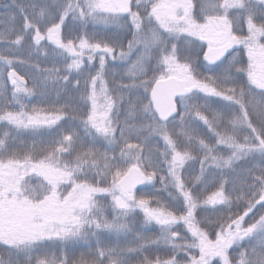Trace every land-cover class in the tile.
I'll return each instance as SVG.
<instances>
[{"label": "snow or ice", "instance_id": "6c2138e0", "mask_svg": "<svg viewBox=\"0 0 264 264\" xmlns=\"http://www.w3.org/2000/svg\"><path fill=\"white\" fill-rule=\"evenodd\" d=\"M16 8L19 25L11 15L0 31V264H132L133 255L138 264H264V0H21ZM69 20L123 21L126 34L69 39ZM189 41L206 44L196 51ZM45 45L50 68L33 60ZM108 58L127 63L130 83L106 78ZM97 60L94 75L75 81L79 101L22 104V96L47 95L49 85L69 95L70 77ZM17 67L35 73V87ZM200 124L206 138L193 127ZM25 132L49 138L28 144ZM156 137L162 151L149 147ZM157 180L167 204L137 196L138 185ZM209 187L216 190L203 195ZM198 210L223 214L209 224ZM150 224L159 226L155 239L143 233ZM105 231L133 239L107 245ZM89 238L92 251L76 258L47 247ZM161 245L169 258L145 254Z\"/></svg>", "mask_w": 264, "mask_h": 264}, {"label": "trees", "instance_id": "16d2710c", "mask_svg": "<svg viewBox=\"0 0 264 264\" xmlns=\"http://www.w3.org/2000/svg\"><path fill=\"white\" fill-rule=\"evenodd\" d=\"M193 2H196V0H193ZM66 23H67V21H66ZM94 26L97 27L100 31H103L105 33L104 35H100L101 37H104V38H108V37H112V36H116V35H120L121 37H123L126 34V32L122 30V26L120 24H118V23H109L107 25H105V24H94ZM101 29H103V30H101ZM105 29H108V31H105ZM75 31H77V30H75ZM239 34H246V32L239 33ZM129 37L130 36H128V39H129ZM202 44H206V42L198 41L195 45H190V47H194L196 51H199L200 50V45H202ZM204 50H206V47H205ZM44 53L45 52H43V55L41 56L43 58H44ZM237 53L240 54L241 52L239 51ZM241 54L243 56L244 64L246 65L247 64V52H246V49ZM133 59H135V55H133ZM116 63H120L119 59H117L115 61H112L110 58H108L107 67H109L111 65H114ZM204 63H205V66H207L206 62H204ZM41 67L42 68H50V67H47V66H41ZM56 67L63 68L62 62L57 60L56 61ZM97 68H98V60L89 63V65H86L85 66V70H84V72L81 75H79V76L73 75V76L70 77L71 84L68 86V93H69V95L71 96L72 99L79 101V97H80V93L78 91H76L75 87H74L75 81L76 80H80L81 83H83L84 79H86L88 77L89 73H91L92 75L95 74V70ZM118 70L121 73L122 69H118ZM198 70L203 72L204 71V67H198ZM17 71L21 75H23V76L28 78V75H29L28 73L29 72H28L27 68L17 67ZM61 74L65 75L67 73H64L62 71ZM111 76L113 77V79L116 82L117 78H115L114 75H111ZM244 78L246 79V75H245ZM123 79L124 78H122V81H123ZM28 80H29V78H28ZM30 82H31V84L28 83L29 84L28 87L33 88L34 85H32V79H30ZM128 82L130 83L131 81H128ZM117 84H119V83H117ZM68 99L69 98L67 97V95H64L63 91H61L59 97L55 93L53 95V97L51 98V100H43V99L39 98L38 95L36 94L34 96H22L21 102H22V104L27 106L28 110H31L33 107L47 109L51 105L56 104L57 100H59L60 104H63L65 102H67ZM79 107L81 108V110H84L82 102L79 103ZM11 110H19V108L17 106L15 108L11 109ZM179 110H181V109L179 108ZM67 127H69V125L64 124L63 122H61V130L66 129ZM193 127L197 128V130L200 132L201 136L204 137V128H203L202 124L193 125ZM72 128H73V130H75L77 132H80L81 136L83 137L84 133H83L81 127L77 126V124H73ZM3 130H4V126L2 124H0V132H2ZM22 136L23 135L21 134V137H20L21 140H23L26 143L30 144L29 141L23 139ZM44 136H45L44 140H47L49 138L47 134H44ZM204 138H206V137H204ZM131 142L136 143L137 141L133 140ZM97 146L100 147L101 145L97 144ZM149 147H155V148H158V149H160L162 151L163 148H164L163 140L161 138H159V137H156V138L153 139V141L149 145ZM220 150L222 152H224L225 154H227L225 149L221 148ZM194 155H195V153H194ZM194 163L198 164V162H194ZM32 182H33V184H36L38 182V178H34ZM102 186H106V185H102ZM148 186H149V188H147ZM148 186L144 189L145 193L147 195L158 196L161 200L164 201V203H166V204L168 203L167 199L164 197V195H167V194L163 191L162 185L159 182V180L154 182V186H153V184L152 185H148ZM139 190H142V188H139L137 191H139ZM169 190H171V189H169ZM215 190H216V188H215ZM207 195H210V194H207ZM139 196H143V194L138 193V197ZM110 199H111L110 196L107 197V199L100 198V202L102 204L106 205V204H108L110 202ZM152 206H155V204H153ZM173 210H175V209H173ZM222 214H223L222 211L221 212H213L211 210H208V211L200 212L198 210L197 216H198V219L207 218L209 224H215L217 217L222 215ZM109 218H111V217H109ZM137 218L139 219V222H140L142 220V213L139 216H137ZM201 226L202 227H206V230L208 231L209 237L211 239L215 238L214 233H213V228L207 227L204 224H202ZM177 230L181 231V235L190 236V234L187 233L186 230H181L179 228ZM143 233H144L145 236L150 237L152 239H155L156 237L159 236V226L155 225V224L146 225V226H144ZM99 238L104 244H107L109 242L117 243L115 241L116 238L110 237L107 234L106 231L103 232L99 236ZM93 246H95V238H89L88 240L81 239V240L68 241V242L53 241L47 247H48V250L50 252H51V248L54 247L56 249L55 256H57V257L63 256L65 254H68L70 251H72L76 255L69 256V257L70 258H76V257H79L82 254V252H87L88 253V252L92 251V247ZM247 246H248L247 244L244 245V247H247ZM2 249H3V246L0 245V250H2ZM151 253L152 254L149 256V258H154V256L169 258L168 254H167V251H166V249L164 248L163 245H161L159 248H155V247L151 248ZM145 254L147 255V252ZM196 254L197 253L195 251L192 252V255H196ZM130 259H131L132 264H138V261H139L140 257L136 256V255H133V256L130 257ZM177 259H180L181 261H186V257H185V255L183 253H181L179 256H177ZM214 264H215V261H214Z\"/></svg>", "mask_w": 264, "mask_h": 264}, {"label": "rangeland", "instance_id": "374dc122", "mask_svg": "<svg viewBox=\"0 0 264 264\" xmlns=\"http://www.w3.org/2000/svg\"><path fill=\"white\" fill-rule=\"evenodd\" d=\"M195 3V2H194ZM11 15H16L17 16V20H16V25H19L20 23V20H19V17H18V13H12V12H9L8 14H6L3 18V23H1V25L4 27H2L1 31H3L7 26H9L10 23H12L10 21V16ZM70 24H72L73 26H69L68 28V22L66 23V29H65V35L71 39V38H74L76 36H79V35H82L83 32H89L88 34L91 36L93 34H96L97 35V38H100L101 36L100 35H104L105 33L103 31H100L97 27L94 28V25L92 23H89L86 27H83V29H80L79 30V27H80V23L79 22H72L71 20L69 21ZM123 21H121L120 24L121 26L123 25ZM91 25H93V27H90ZM74 29H77L78 31H75ZM74 30V31H73ZM103 30V29H101ZM73 31V32H71ZM79 31H81V33H79ZM105 31H108V29H105ZM239 34V33H238ZM129 39H131V36L129 37ZM189 45H191V42L189 41L188 42ZM43 52H48L49 53V58L48 59H45L43 57H41L43 55ZM236 55H242L241 53L240 54H236ZM33 60L36 61V62H39L40 63V66H47V67H52L53 66V63H52V60H51V52H50V47L45 45L44 49L39 53V54H35L33 56ZM120 63H116L114 65H111L109 67H107V69L110 71V73L112 75H114L115 78H117L116 80V84L117 83H123V84H128L130 81L128 78H126V72H127V67L128 65L122 61V60H119ZM86 65H89V63L86 61ZM88 68V67H87ZM86 68V69H87ZM118 69H122L121 73ZM28 74L29 76L31 77L32 75H35L34 72L31 71V69H28ZM108 79H113V77L110 75L109 77H106ZM122 78L123 81H122ZM30 79V78H29ZM33 85V83H32ZM35 87V85H34ZM53 85H49V88H48V93L47 95L41 97L39 91L37 92V95L39 98L43 99V100H51V98L53 97V95L55 94V92L52 90L53 89ZM109 87H112V84L110 83L109 84ZM70 95H67V97L69 98ZM71 97V96H70ZM69 100V99H68ZM179 103V108L181 109L182 111V106H181V103L180 101H178ZM171 127V126H170ZM22 138L29 141V143L31 144L33 142V140H44L45 136L42 135V136H38V137H33L30 133H22ZM186 167H189V171L191 173V175L195 176V175H199V168H200V165L199 163H194V162H190V165L186 166ZM148 185H152V184H145L142 188V190H139L137 191V196H138V193H141L143 195H145V188L148 186ZM149 188V186L147 187ZM171 191V190H169ZM213 191H215V187H209L207 189L206 192L203 193V195H207V194H211ZM164 197L167 199L168 201V198H167V195H164ZM139 219L137 218V224L139 225ZM139 227H137V231H139ZM107 234L110 236V237H113V238H116L115 241L117 243H113V242H109L107 243V245H112V246H115L116 244H119L120 246H125L127 245L130 241H132L133 237H132V234H128L126 237L121 235L119 237H117L115 234L113 233H109L107 232ZM134 246V245H133ZM55 251L56 249L54 247L51 248V254L52 255H55ZM82 254H87V252H82ZM152 253H151V248L147 251V255L150 256ZM67 255L69 256H74L76 255L74 252L70 251ZM161 259H167V258H164V257H160Z\"/></svg>", "mask_w": 264, "mask_h": 264}, {"label": "water", "instance_id": "95a60500", "mask_svg": "<svg viewBox=\"0 0 264 264\" xmlns=\"http://www.w3.org/2000/svg\"><path fill=\"white\" fill-rule=\"evenodd\" d=\"M240 47H241V46H238V47H237V50H239ZM9 82H10V81H9ZM177 99H178V98H177ZM177 99H176V102H177ZM177 108H178V104H177ZM140 186H141V185H138L137 188L140 187Z\"/></svg>", "mask_w": 264, "mask_h": 264}]
</instances>
